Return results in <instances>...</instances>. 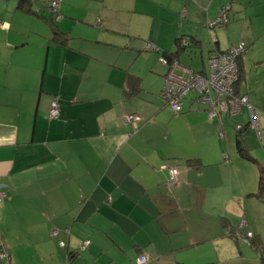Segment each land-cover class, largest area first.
<instances>
[{
	"label": "crops",
	"instance_id": "1",
	"mask_svg": "<svg viewBox=\"0 0 264 264\" xmlns=\"http://www.w3.org/2000/svg\"><path fill=\"white\" fill-rule=\"evenodd\" d=\"M25 1H0V239L12 263L94 264L105 253L123 264L146 253L158 264H260L264 0H218L213 11L209 0L204 21L202 0H150V13L139 0H61L54 25L52 0ZM229 1V21L205 27ZM151 17L179 29L145 34ZM179 36L195 41L179 53L184 65L182 55L246 43L237 90L258 130L246 107L208 119L194 92L180 112L165 104L160 52L175 51ZM129 76L140 79L137 93L126 92ZM53 99L57 118L48 117ZM168 168L178 170L173 184Z\"/></svg>",
	"mask_w": 264,
	"mask_h": 264
},
{
	"label": "built area",
	"instance_id": "2",
	"mask_svg": "<svg viewBox=\"0 0 264 264\" xmlns=\"http://www.w3.org/2000/svg\"><path fill=\"white\" fill-rule=\"evenodd\" d=\"M59 5L60 0H52L49 3V9L53 10L52 12L55 16L58 15L57 8ZM226 9H228L227 6H224V11L220 10L217 19L209 22L207 27L220 24L221 22L225 23L228 20ZM244 45V42H240L235 46H231L227 51H218L211 54L207 58L202 71H195L191 67L182 64L179 60L168 61L166 57L160 56L159 62L167 67L161 91V98L165 104L173 112H180L185 96L189 92H194L199 96V100L207 104V112L210 119L219 114L232 116L240 113L242 108L246 107L252 116V126L258 130L257 124L253 122L255 121L252 113L253 108L248 102L247 95L237 93L235 88L238 75L237 57L244 51ZM58 115V101L53 99L50 102L48 116L56 118ZM126 120L132 124L133 131L136 132L139 116L136 113H131L126 116ZM236 129H241V126L236 125ZM168 173L169 182L175 183L178 177V170L176 168H168ZM4 195L3 189L0 188V200ZM252 236V232L248 231L244 237V241L248 245L251 243ZM59 245L65 247V243L62 241L59 242ZM89 245L90 241H85L82 243L81 248L85 249ZM0 257L2 264H12L10 255L2 245L0 246ZM148 260L149 256L146 253H141L135 258V263L147 264Z\"/></svg>",
	"mask_w": 264,
	"mask_h": 264
},
{
	"label": "rangeland",
	"instance_id": "3",
	"mask_svg": "<svg viewBox=\"0 0 264 264\" xmlns=\"http://www.w3.org/2000/svg\"><path fill=\"white\" fill-rule=\"evenodd\" d=\"M1 1V0H0ZM154 2H164V3H167L168 1L167 0H153ZM208 1L209 0H202V1H200V3H198L197 2V4L203 9V11L200 9V12H202V15H203V21L205 20V11H206V9H207V4H208ZM207 2V3H206ZM78 3H80V0H77V4ZM220 3V1H218V0H212V2H211V4L209 5V7H211V11H213L214 9H215V7L216 6H218V4ZM230 1L229 2H227V3H225L224 5H222V6H229L230 7ZM60 4H61V0H60ZM137 5L139 6V7H144V12H146V13H150V11L149 10H145V8H147V9H151L152 11H155V12H158V4L156 5V3H153V2H150V0L148 1V0H144V1H142V0H139L138 2H137ZM212 5V6H211ZM39 10V8H37L36 7V9H35V11L37 12ZM45 10L49 13V14H52L53 15V19L54 20H58L59 18H60V15L58 14L56 17H55V14L52 12L53 10H51V9H49V3L47 4V6H46V8H45ZM51 10V11H50ZM204 12V13H203ZM219 12H220V8H219V10L217 11V15H216V17L214 18V20L218 17V15H219ZM212 13V12H211ZM130 15H132L131 13H130ZM195 20H197V18L195 19ZM195 20H193V21H195ZM150 21H151V23H149L148 25H147V30H145V34H149V35H151V33H150V31H152L153 32V34L154 33H158L160 30L159 29H161V31H162V37L161 38H163L165 35H166V33H167V31L169 30V28L172 26V30H178L179 29V25L178 24H173V23H171L170 24V22L169 21H167V20H165V19H161V20H159V19H154V18H150ZM200 21H202L201 20V18H200V20L198 21L199 22V24H200ZM205 27H206V24L204 25ZM152 27H155V29L154 30H151V28ZM203 30H204V28H203ZM148 41V40H147ZM149 42H151V41H149ZM173 43H174V41H172ZM151 46V45H150ZM169 46V45H168ZM153 48H154V45L152 46ZM205 57H206V55H204V57L202 58L201 57V55L197 52V54L196 55H182L181 56V60L183 61V62H185L187 65H189L190 67H192V68H194V70H200L201 68H202V64L206 61V59L209 57H206V59H205ZM181 62V61H180ZM183 64V63H182ZM185 64V65H186ZM48 111H49V109H48ZM172 111V110H171ZM173 112V111H172ZM175 113V112H174ZM207 114H208V112H207ZM59 116V115H58ZM49 117V116H48ZM49 118H55V117H49ZM57 118V117H56ZM208 119H210L209 117H208ZM219 135L222 137V135H223V133L222 132H220L219 133ZM86 251H88L87 249H85ZM134 251H135V254H136V250L134 249ZM141 254V253H140ZM174 254L176 255V254H179L178 252L177 253H170V254H168V255H166L165 257H167V256H169V255H171L172 257L174 256ZM212 258L213 259H215V260H217V258H218V255L217 256H215V255H213L212 256ZM167 259V258H166ZM101 261H104V264H116L114 261H110V259H109V257H108V255L107 254H105V253H101V254H99L98 255V259L97 260H94V264H99ZM160 260H158V259H149L148 260V262H147V264H158V262H159ZM215 262H217V263H215V264H222L223 262H219V261H215ZM0 264H2V260H1V257H0ZM123 264H136L135 263V255H132V258L131 259H129V258H126V260L123 262Z\"/></svg>",
	"mask_w": 264,
	"mask_h": 264
},
{
	"label": "trees",
	"instance_id": "4",
	"mask_svg": "<svg viewBox=\"0 0 264 264\" xmlns=\"http://www.w3.org/2000/svg\"><path fill=\"white\" fill-rule=\"evenodd\" d=\"M26 1L25 0H19V3H18V6L19 7H24V6H26ZM27 7V6H26ZM226 7V6H225ZM227 8L228 9H226V13H227V15H228V20L225 22V23H227L228 21H229V12H230V7L227 5ZM220 10H223L224 11V6H222L221 8H220ZM34 11V10H33ZM35 12V11H34ZM220 13V12H219ZM46 19H47V21H49L50 22V24L51 25H54V19H53V15L52 14H49V16L48 17H46ZM217 19V18H216ZM215 19V20H216ZM215 20H213V21H215ZM213 21H207L205 24H206V27L208 26V23L209 22H213ZM225 23H218V24H216V25H214V26H210V27H207V28H213V27H216V26H219V25H222V24H225ZM63 36V37H62ZM61 37L62 38H64V39H62L61 40ZM55 38L59 41V42H61V43H65L66 42V40H67V34L66 33H59V32H57L56 33V36H55ZM192 42H195L194 40H192V37H190L189 39H188V37H186V36H179V37H177L176 39H175V45H176V50L175 51H172V52H165V51H161L160 52V56H164V57H166L167 58V60L168 61H170V60H173V59H176V60H179L178 59V56H179V53H180V51L182 50V49H184L186 46H188V45H190ZM197 42V41H196ZM243 42V41H242ZM240 43V42H239ZM239 43H237V44H239ZM196 44V43H195ZM236 44V45H237ZM244 51L242 52V53H240L239 55H238V57H237V66H238V75H237V80H236V82H235V88H236V91H237V93H240V92H238V90H237V88L239 87V84H240V82H241V71H240V64H239V61H240V57H241V55L247 50V45H246V43L244 42ZM232 46H235V45H232ZM231 47V46H230ZM229 47V48H230ZM228 48V49H229ZM228 49H226V50H215V51H213V53L212 54H214L215 52H218V51H220V52H223V51H227ZM190 67V66H189ZM194 70V69H193ZM196 71V70H195ZM139 78L138 77H136V76H129V78H128V85L130 86L129 87V89L126 91L127 93H129V94H134V93H137L138 92V89H139ZM241 94H243V93H241ZM198 98H199V96H198ZM185 99V98H184ZM238 143V150H239V152L241 153V155H243V156H245V157H249L248 156V154H247V152L241 147V143L238 141L237 142ZM263 186H264V166L263 167H260V176H259V191L261 190V189H263ZM4 198H1V200L0 201H2ZM252 243V242H251ZM250 243V244H251ZM4 246V247H6L3 243H2V241H1V239H0V246ZM7 250V249H6ZM7 252H8V250H7ZM8 254L10 255V253L8 252ZM72 254H73V251H68V258H71V256H72ZM10 258H11V255H10ZM11 263H12V260H11ZM13 264V263H12ZM260 264H264V255L263 256H261V259H260Z\"/></svg>",
	"mask_w": 264,
	"mask_h": 264
},
{
	"label": "bare ground",
	"instance_id": "5",
	"mask_svg": "<svg viewBox=\"0 0 264 264\" xmlns=\"http://www.w3.org/2000/svg\"><path fill=\"white\" fill-rule=\"evenodd\" d=\"M56 17V16H55ZM165 66V65H164ZM58 109H59V105H58Z\"/></svg>",
	"mask_w": 264,
	"mask_h": 264
}]
</instances>
